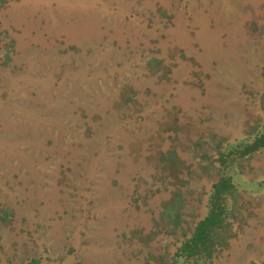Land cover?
I'll use <instances>...</instances> for the list:
<instances>
[{
	"label": "rangeland",
	"instance_id": "1",
	"mask_svg": "<svg viewBox=\"0 0 264 264\" xmlns=\"http://www.w3.org/2000/svg\"><path fill=\"white\" fill-rule=\"evenodd\" d=\"M263 118L264 0L1 2L0 264H174ZM230 172L212 264H264V149Z\"/></svg>",
	"mask_w": 264,
	"mask_h": 264
},
{
	"label": "trees",
	"instance_id": "2",
	"mask_svg": "<svg viewBox=\"0 0 264 264\" xmlns=\"http://www.w3.org/2000/svg\"><path fill=\"white\" fill-rule=\"evenodd\" d=\"M5 0H0L4 2ZM264 149V118L254 132L234 142H227L218 151L220 175L212 184L209 193L207 212L195 224L192 233L184 238L174 253V264H212L215 253L228 242V230L231 226L229 199L236 191L231 176V168L237 161L249 157ZM176 203L168 207L169 215L177 214ZM179 216V214H178ZM257 264V263H253Z\"/></svg>",
	"mask_w": 264,
	"mask_h": 264
}]
</instances>
